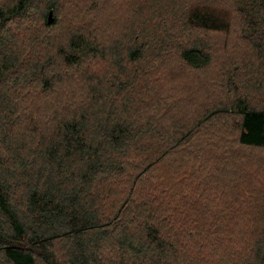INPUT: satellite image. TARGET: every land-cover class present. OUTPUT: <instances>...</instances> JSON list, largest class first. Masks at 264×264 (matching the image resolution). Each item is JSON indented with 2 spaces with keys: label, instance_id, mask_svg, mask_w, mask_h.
Segmentation results:
<instances>
[{
  "label": "trees",
  "instance_id": "obj_1",
  "mask_svg": "<svg viewBox=\"0 0 264 264\" xmlns=\"http://www.w3.org/2000/svg\"><path fill=\"white\" fill-rule=\"evenodd\" d=\"M62 1L48 54L34 14ZM108 1L0 0V264H264V0H132L121 35ZM171 46L219 70L185 129L144 110Z\"/></svg>",
  "mask_w": 264,
  "mask_h": 264
},
{
  "label": "rangeland",
  "instance_id": "obj_2",
  "mask_svg": "<svg viewBox=\"0 0 264 264\" xmlns=\"http://www.w3.org/2000/svg\"><path fill=\"white\" fill-rule=\"evenodd\" d=\"M14 2L15 0H1V3L5 5H11ZM108 2V6L103 8L104 10L102 13L106 14V21L100 22L105 24L109 22L111 24L109 31L111 32L113 30V35H121L123 30L128 29L127 25L129 21L126 19L137 10V7L132 0H109ZM45 6L46 2H44V5L39 6L38 12L34 14L35 20H33V29H36L42 42H48L47 51L48 54H51L50 51L53 53L55 52V50H52V47L59 49L61 43L64 44L65 40L74 31L70 22L71 19L69 18L70 13L73 12V8L70 3L67 4V2H65L64 4L62 1V8L58 11L59 23L52 28H45L39 18L41 12L45 10ZM105 16H102L101 19L105 20ZM16 23L17 20H14L9 24L11 31L16 33V31H18L17 28H21L19 32H25L22 27L23 25H21V23H19L20 25H16ZM100 30L103 35L108 34L105 28H100ZM22 35H17V37L22 38ZM47 44L43 45V49H46ZM177 47H168V50L160 56L161 58L159 61L155 59L148 63L146 93L147 91L148 93L151 91L153 101L144 105V110L150 113L154 112L159 122L167 123V127L169 128L174 129L175 127H180L185 129L189 119L191 117L199 118V110H204V103L200 104V100L203 98H200V96L204 95L206 83L215 86L216 82H219L220 79H218V69H210L204 72V70L193 69L183 64L177 55ZM158 70H160V72H158ZM211 91L214 92V90ZM205 93V96L211 97L210 90H206ZM149 96L150 94H148L147 97ZM208 100L207 98L205 99L207 105ZM210 141L212 148L217 147L219 149H225L223 147H227L226 149H232L229 145L227 146L224 141L220 142L219 132H216ZM252 160L263 163L264 166V157L261 159L256 157ZM211 164L212 165L204 163L195 177L202 175L214 177L220 163L216 165L212 162ZM227 171L228 168L225 173ZM219 173L222 174V172Z\"/></svg>",
  "mask_w": 264,
  "mask_h": 264
},
{
  "label": "water",
  "instance_id": "obj_3",
  "mask_svg": "<svg viewBox=\"0 0 264 264\" xmlns=\"http://www.w3.org/2000/svg\"><path fill=\"white\" fill-rule=\"evenodd\" d=\"M48 23L51 24L55 21V15H54V11L50 10L49 14H48Z\"/></svg>",
  "mask_w": 264,
  "mask_h": 264
}]
</instances>
